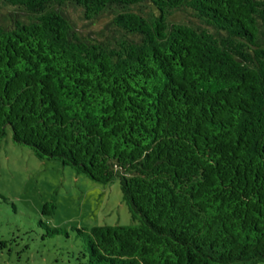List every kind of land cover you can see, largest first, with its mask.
Listing matches in <instances>:
<instances>
[{
    "label": "trees",
    "instance_id": "obj_1",
    "mask_svg": "<svg viewBox=\"0 0 264 264\" xmlns=\"http://www.w3.org/2000/svg\"><path fill=\"white\" fill-rule=\"evenodd\" d=\"M68 4L111 13L117 35L82 38ZM1 7L14 11L0 24V137L9 127L39 158L116 176L136 222L74 228L87 264L264 261V0ZM182 8L201 24L170 21Z\"/></svg>",
    "mask_w": 264,
    "mask_h": 264
},
{
    "label": "rangeland",
    "instance_id": "obj_2",
    "mask_svg": "<svg viewBox=\"0 0 264 264\" xmlns=\"http://www.w3.org/2000/svg\"><path fill=\"white\" fill-rule=\"evenodd\" d=\"M132 9L142 16L155 11L148 4ZM13 11L1 7L0 24H7ZM62 11L79 36L88 41L118 33L109 25L111 13L87 19L80 8L69 4ZM168 18L201 24L188 8L174 10ZM46 202L54 203L50 214L41 212ZM135 223L116 176L100 183L56 159L39 158L28 146L15 143L11 129L6 128L0 137V264H87L74 228ZM56 228L63 232L50 231Z\"/></svg>",
    "mask_w": 264,
    "mask_h": 264
}]
</instances>
